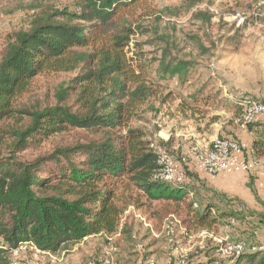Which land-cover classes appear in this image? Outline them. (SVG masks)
<instances>
[{
  "label": "trees",
  "instance_id": "obj_1",
  "mask_svg": "<svg viewBox=\"0 0 264 264\" xmlns=\"http://www.w3.org/2000/svg\"><path fill=\"white\" fill-rule=\"evenodd\" d=\"M74 1L73 11L42 7L0 50V264H12V251L26 242L56 255L89 236L131 237L122 222L129 205L157 219L173 214L187 232L212 230L233 217L212 199H192L186 182L154 179L160 164L152 140L132 125L152 100H177L183 117L199 119L212 100L199 91L164 93L138 43L128 54L147 0ZM164 61L159 79L186 76L191 65ZM56 73L74 76L59 86L55 105L21 106L19 98L37 76ZM243 106L234 103L235 116ZM148 107L156 110L153 103ZM72 132L83 137L30 160L19 157ZM227 259L223 264H264V248H243Z\"/></svg>",
  "mask_w": 264,
  "mask_h": 264
},
{
  "label": "rangeland",
  "instance_id": "obj_2",
  "mask_svg": "<svg viewBox=\"0 0 264 264\" xmlns=\"http://www.w3.org/2000/svg\"><path fill=\"white\" fill-rule=\"evenodd\" d=\"M74 2L0 0V50L13 32L31 26L33 17L42 7L73 11L76 10ZM138 16L135 21L139 25L138 33L132 37L128 54L133 55V44L138 43L137 50L144 54L148 74L160 82L164 93L173 90L189 96L199 91L209 95L214 103L210 104L209 115L200 120L183 117L177 110V100L163 105L152 100L156 110L149 109L152 103L144 105L132 125L142 128L151 140H163L155 138L158 132L164 137L167 134V141L171 138L173 144L166 149L180 163L186 184L204 185L202 182L207 180L200 177L204 172L197 169L194 162L181 160V146L188 142L179 140L192 138L191 135L184 137L181 132L200 131L204 134L203 141H207L211 135L207 121L220 116V120L226 121L224 126L228 125L233 100H262L252 93L264 92V0H147L138 10ZM163 58L165 63L189 61L187 75L159 79ZM73 76V73L39 75L32 81L29 91L19 98V103L22 107L53 106L59 86ZM81 137L83 135L77 132L56 135L22 152L19 157L30 160L58 146L73 144ZM260 188L262 186H253L254 191L250 187L257 202L254 206L240 201L236 195L226 197L207 189L204 194L207 198L233 213L232 218L212 230L187 232L177 216L178 223L169 219V215L157 219L151 212L129 205L122 222L129 225L131 237L120 232L87 237L78 242L73 252L54 258L30 249L19 255L34 254L35 264H88L109 260L122 264H223L238 245L244 249L264 246V212L259 210L263 209L264 200L256 193ZM191 190L194 191L192 187ZM195 197L193 195L192 199ZM19 255L16 257L20 258Z\"/></svg>",
  "mask_w": 264,
  "mask_h": 264
},
{
  "label": "built area",
  "instance_id": "obj_3",
  "mask_svg": "<svg viewBox=\"0 0 264 264\" xmlns=\"http://www.w3.org/2000/svg\"><path fill=\"white\" fill-rule=\"evenodd\" d=\"M246 100L242 101L244 106L241 112L234 117V123L247 128L248 126H255L259 122H264V100ZM162 139L164 142L167 141V139ZM159 141L152 140L150 143V146L157 153L158 163L160 164L159 170L154 174V179L175 185L182 184L185 182V175L180 169V163L170 155L166 147L160 144ZM188 155L197 169L212 177H225L231 174L244 173L253 176L258 186L264 185V161L258 157H249L244 144L236 138L218 137L210 143L191 144L188 148ZM170 217L178 223L175 215L169 214V219ZM263 248L264 246L260 249ZM27 249L33 250L36 254L43 253L51 258L55 257L54 254L42 251L30 242L20 244L12 251V256L15 258L20 252ZM242 249L243 247L238 245L233 253H238ZM88 264L122 263L109 260L104 263L102 261H90Z\"/></svg>",
  "mask_w": 264,
  "mask_h": 264
},
{
  "label": "crops",
  "instance_id": "obj_4",
  "mask_svg": "<svg viewBox=\"0 0 264 264\" xmlns=\"http://www.w3.org/2000/svg\"><path fill=\"white\" fill-rule=\"evenodd\" d=\"M252 94L254 95L256 94L257 98L264 100V92L257 90V91H254ZM203 95H206V94H203ZM236 97L237 96H235V99H237ZM237 102L238 103L242 102V100H236V101L233 100L232 102L233 110L232 112H230V116L228 119L229 121H227L228 125L224 126L226 121L220 120V116H214L210 118V120L207 121V127L211 129V135H209L208 138H206L207 141H203L202 138L204 134L201 133L200 131H194L193 133H190V134L188 133L184 134L183 132H181V134L184 135V137H187L188 135H191L192 137L190 140L189 138L187 139L180 138L179 140L181 142H185V141L188 142L184 144L183 146H181V148H183V150H181V160L182 161L190 160L191 162H193L191 157L188 155V148L191 144L210 143L215 138H218L219 135H222V137H232V138L238 139L244 144L246 153L249 157H258L264 161V122L263 121L259 122L255 126H252L250 128L248 127L245 128L243 126H239L235 124L234 117H235L236 110L234 108V103H237ZM211 103L213 104L214 100H211L210 104ZM210 104H209V110H210ZM200 120H203V119H200ZM154 136L155 138L158 137L160 139L168 138L167 134L164 137L162 136L161 132L160 133L158 132ZM260 140L263 142V145L258 144V141ZM172 142L173 141L170 138L168 140V145L173 144ZM255 151H258V153H256ZM200 177H202V179L207 180V182H202L204 183V185L199 184L198 182L189 183V186H191L192 189L196 191L195 194L193 193L194 191L192 192V194L196 195L195 198H198L199 200L206 199L207 196L204 194L208 191L207 189H212V190L217 191L218 193L223 194L224 196L226 195V197H231L233 195H236V197L240 199V201L246 202L249 206L250 205L254 206L257 204V202L255 201V196L253 195L251 189L253 188V186H256L257 188L261 186L257 185L253 176H249L244 173H236V174H231L225 177L223 176L212 177L204 172V173H200ZM203 187H206V190L203 189ZM256 193H258L257 195L259 196H263L262 200H264V185L262 186V188L257 189ZM213 202L217 204V202L214 199H213ZM262 207L263 209L260 208L259 210L264 212V205ZM96 236H99V235H94V237ZM90 237H93V236H89L88 238ZM86 238L87 237H85V239ZM78 246H79V243H76L72 245L70 248L61 251L59 254H56V256H62L66 252L67 253L73 252ZM35 260L36 258L34 254L24 255L21 253L20 258L15 257L12 264H35L34 263Z\"/></svg>",
  "mask_w": 264,
  "mask_h": 264
}]
</instances>
